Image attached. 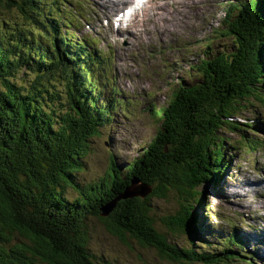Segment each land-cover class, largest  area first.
I'll return each instance as SVG.
<instances>
[{
    "label": "trees",
    "instance_id": "16d2710c",
    "mask_svg": "<svg viewBox=\"0 0 264 264\" xmlns=\"http://www.w3.org/2000/svg\"><path fill=\"white\" fill-rule=\"evenodd\" d=\"M35 2L0 0V6L16 8L31 27L37 22ZM222 21L232 51L214 54L207 44L204 59L190 63L194 80L181 81L166 103L150 108L156 129L143 150L123 167L112 161L86 185L75 174L84 167L91 139L125 102L114 85L113 53L84 44L80 57L72 54L76 42L57 33V19V25L50 24L51 47L40 50L27 31L0 28V264H109L88 248V216L119 240L134 239L174 262L259 264L243 252L235 229L215 252L179 248L159 231L152 208L154 198L175 191L180 210L160 221L170 230L191 233L192 226L199 234L190 205L196 188L207 179L214 182L228 167L219 131L239 135L237 143L251 150L264 148V127L262 136L250 139L254 120L233 119L239 103L254 96L264 110V0L231 2ZM23 67L40 74L23 85L15 77ZM133 179L150 186L149 194L120 198L101 216L100 206L133 186ZM70 188L77 197H68Z\"/></svg>",
    "mask_w": 264,
    "mask_h": 264
},
{
    "label": "rangeland",
    "instance_id": "374dc122",
    "mask_svg": "<svg viewBox=\"0 0 264 264\" xmlns=\"http://www.w3.org/2000/svg\"><path fill=\"white\" fill-rule=\"evenodd\" d=\"M229 1L234 0H149L133 15L134 19L126 28H121L116 26V21L107 20L120 9H114L118 6L114 5L115 0H68L80 6L72 12L74 29L58 27L65 37L76 39L77 48L71 46L70 52L79 56L78 47H85L84 44L96 52L114 51V82L120 89V97L125 100L121 107L112 111L110 122L100 127L99 134L91 139L84 167L75 174L80 184L94 182L109 170L112 161L123 167L140 153L156 129L150 108L166 103L172 89L181 81L194 80L190 75L195 73L189 65L204 59L207 44L214 54L232 51L231 39L221 33L219 22L224 5ZM61 2L68 3L66 0ZM35 5L39 11L32 12V15L40 19L42 15H50L45 12L48 8L45 3ZM109 6H114L112 13L107 12ZM52 8L56 15L61 14L57 11L59 8ZM6 9L0 6V28L7 32L20 28L30 35L26 17L14 7L9 11ZM65 14L69 16L71 13L67 10ZM45 32L50 36L49 30ZM86 36L89 38L79 40ZM40 40L35 44L37 50L47 45V38ZM36 74L40 73L23 67L15 77L26 85ZM41 79L48 80L46 76ZM261 97L264 98V94ZM259 103L255 96L242 100L238 105L240 114L234 118L241 122L254 120L251 124H255V132L246 128L256 133L253 135L248 131L250 139L263 135L264 110ZM219 137L228 167L218 178L219 182H211V179L202 182L196 188L195 199L190 202L193 223L199 234L193 233L192 226L191 233L182 232L170 230L160 221V218L180 210L175 191L169 192L166 198L152 200L156 226L166 234L170 243L179 248L193 245L195 250L210 248L214 252L217 247H223L222 240L235 229L246 243L243 252L264 264L263 247L256 236L248 237L263 230L261 241L264 245V148H246L241 142L237 143L239 135L225 128L219 131ZM67 195L77 197L71 188ZM85 225L90 252L109 264H189L164 259L154 249L143 247L134 239L119 240L109 234L95 216H88Z\"/></svg>",
    "mask_w": 264,
    "mask_h": 264
},
{
    "label": "water",
    "instance_id": "95a60500",
    "mask_svg": "<svg viewBox=\"0 0 264 264\" xmlns=\"http://www.w3.org/2000/svg\"><path fill=\"white\" fill-rule=\"evenodd\" d=\"M133 186H129V187H126L124 189V191L116 198L114 199H111L105 203H103L100 208H99V214L101 216H106L110 213V211H112V209L114 208L115 206V202L120 199V198H123V199H127V198H131L133 196H146L151 188L146 185V184H140L138 185L137 184V180L133 179Z\"/></svg>",
    "mask_w": 264,
    "mask_h": 264
},
{
    "label": "bare ground",
    "instance_id": "6f19581e",
    "mask_svg": "<svg viewBox=\"0 0 264 264\" xmlns=\"http://www.w3.org/2000/svg\"><path fill=\"white\" fill-rule=\"evenodd\" d=\"M116 1V0H115ZM187 2H188V0H187ZM114 5H125V2L124 1H116L115 2V4ZM118 6H116V7H118ZM114 15H118V13H114L113 14V16ZM95 22V21H94ZM97 23V22H96ZM200 24V23H199ZM87 32V31H86ZM100 33V32H99ZM243 225V224H242ZM245 226V225H244ZM263 231V230H262ZM262 231L261 232H258V234H256V235H254V234H250L248 237H250V239H251V236L253 237V236H256L257 237V242L259 243L260 242V246H262L263 247V252H264V245H263V242L261 241V233H262ZM242 242L244 243V245L246 246V243L242 240ZM251 248V247H250ZM253 250V249H252Z\"/></svg>",
    "mask_w": 264,
    "mask_h": 264
}]
</instances>
